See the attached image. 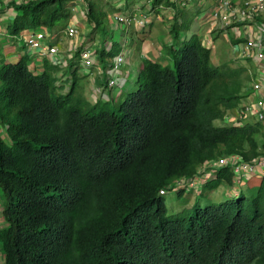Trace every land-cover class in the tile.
<instances>
[{
	"label": "trees",
	"instance_id": "trees-1",
	"mask_svg": "<svg viewBox=\"0 0 264 264\" xmlns=\"http://www.w3.org/2000/svg\"><path fill=\"white\" fill-rule=\"evenodd\" d=\"M72 1L11 0L5 32L14 38L44 26L56 42ZM104 1L83 0L90 30L69 58L68 89L48 58L36 71L26 52L0 56L3 264H264V175L253 193L195 202L187 215L169 212L159 192L205 159L264 156L261 121L214 123L237 104L246 68L213 62L198 31L181 36L190 25L183 6L150 0L153 8H177L166 45L172 64L144 57L115 107L101 97L91 102L74 92L82 48L98 34L103 69L121 49L108 33ZM232 175L221 166L202 190L233 186Z\"/></svg>",
	"mask_w": 264,
	"mask_h": 264
},
{
	"label": "built area",
	"instance_id": "built-area-1",
	"mask_svg": "<svg viewBox=\"0 0 264 264\" xmlns=\"http://www.w3.org/2000/svg\"><path fill=\"white\" fill-rule=\"evenodd\" d=\"M11 0H0V8H3V14L8 15L13 9L10 5ZM21 1V0H16ZM83 0H73L72 9L75 5L80 4ZM180 6H188L196 0H171ZM152 8L148 9V14H135L124 11L113 12L109 17L120 24L121 28H127L130 24L136 23L139 26H145L151 20ZM204 15L211 18L209 28L202 35V42L215 50V40L213 30L218 28L220 32L226 35L227 40L236 37L231 35L229 29H234L238 24L251 25V33L248 40L237 39L235 46L240 45L233 59H245L254 61L257 66L253 68L247 67L250 74V86H245V90L240 96L238 103L227 110L223 119L227 123L242 124L243 118L251 117L257 121H264V0H215L213 5H207L203 10ZM84 13V11H83ZM65 34L73 40L69 52L62 51L56 42L51 40L54 34L46 27L40 26L36 29H24L17 35H14L20 44H27L35 50L41 58H48L53 64L60 68L66 66L67 58H70L75 48L80 45L83 38L76 39L79 36V29L74 20L68 21L64 27ZM5 36H10L4 32ZM100 43V39H96L93 43L84 46L79 56V62L90 67L96 63L95 46ZM78 44V45H77ZM124 52H118L113 58L111 65L105 71L107 73L106 85L115 86L119 80V68L124 60ZM244 65L247 66L245 63ZM96 84H98L96 82ZM248 89V90H246ZM224 165H229L232 170V184L237 190L242 189L252 175H264V156H256L250 160L242 158L240 154L233 153L230 155H220L215 158H208L201 162L195 173L189 176H179L168 186L173 189L184 187H199L207 178V174L213 172ZM160 193L165 192V187L160 188Z\"/></svg>",
	"mask_w": 264,
	"mask_h": 264
},
{
	"label": "rangeland",
	"instance_id": "rangeland-1",
	"mask_svg": "<svg viewBox=\"0 0 264 264\" xmlns=\"http://www.w3.org/2000/svg\"><path fill=\"white\" fill-rule=\"evenodd\" d=\"M108 3H107V2ZM104 8L107 10V12L109 14H113V11H123L126 10L130 7H137V8H146L147 5H149L150 1L147 0H129L126 2L125 0V4H121L119 7H117V5H115L116 0H105L104 1ZM81 6H83V1L80 2ZM166 8H168V6H165L164 8H161L160 11H158L156 18L153 20L152 26L148 23L144 28H139L140 31H134L133 35L130 36L127 33H124L123 30H121V28L118 26H114L111 25L112 22H114V24L116 23L115 21H113L112 19H109L108 17V33H110V37L112 40H117L118 42H120V39L122 40L120 43L121 45L123 44L124 46H126L127 48H133L136 50L139 49V46H141V42H142V34L144 32L149 31L150 27L151 30L148 33H144L143 36L152 39L154 41H165V39L167 38V36L170 35L169 32V28L170 25L173 21V19L168 16L170 14L169 10H167ZM189 8V6H188ZM197 5L193 4L190 5V10L191 13L193 14V16L195 15ZM148 9V8H147ZM202 10V9H201ZM199 10V11H201ZM128 12H130V10H126ZM75 14V16L78 17V27H79V32L84 36V40L87 41V37H88V32L90 30V25L87 23L86 21V17L85 14H79L77 12H73ZM74 16V17H75ZM262 17L264 18V13H262ZM190 25L188 28L184 29L181 31V36H188L190 31H195L198 30L199 28H194L195 25V19H192V16H190ZM77 20V19H76ZM109 20H111V24H109ZM6 31L5 28V22H0V56L3 55L5 56V59H9V60H15L18 57V53H19V49L21 48L20 43L18 40L14 39V41L12 40L13 38L7 37L4 35V32ZM57 31V32H56ZM213 36H214V40H215V47L218 48L219 50L222 51H226L228 49V43L226 42L224 35L222 32L219 31L218 28H215L213 31ZM56 33V37L60 38V37H66V39H69L71 41H74L75 39L73 38L70 39L64 32V28L61 30H55ZM79 34V35H81ZM100 39V36L97 34L95 35V39ZM101 40V39H100ZM82 43V42H81ZM109 42H107L108 44ZM78 45V44H77ZM87 45V44H86ZM12 48V51H15L16 54H14L13 56L7 57L9 55H4V51H6L7 49ZM23 48V47H22ZM122 49V46H121ZM8 51V50H7ZM17 51V52H16ZM212 56V54H211ZM7 57V58H6ZM164 58H160V62L163 64H168L171 65L172 64V59L171 57H167L166 55L163 56ZM218 59H221V56L218 57ZM212 60V59H211ZM79 61V60H78ZM213 61V60H212ZM247 64V66L244 64ZM68 62L66 63L67 66ZM101 62L100 60H98V63H96L93 66L87 67L84 65V63H82L81 61L78 63L77 66V72H76V84H75V93H80L83 94L85 93L87 95L88 98H90L91 100H94V98L97 96V92H96V84L95 82H92V77L89 76L88 69H91V73L92 76L97 75L96 72H99L100 66H101ZM232 64L234 66H240V60L238 61H233ZM243 66L246 68V70H242V79L244 80L243 83V87L241 89V92L243 93L245 90V86L248 84V86H250L251 80H250V75L247 71V67L251 66L252 68L254 66H257V63H255L254 61L252 62L251 60H246L244 62ZM66 74L68 75L69 73V68L66 67ZM88 68V69H87ZM100 74V73H99ZM62 75V74H61ZM69 87V83L67 84L66 89H68ZM131 87H134L133 84H131ZM94 88V89H93ZM108 107L113 108L117 105V100L116 98H113L112 100L108 101ZM247 120H251V121H256L254 119H252L251 117L249 118H243V122H246ZM264 122V121H261ZM214 123L216 124H224L227 123L225 119L223 118H217L214 119ZM210 174H207V177ZM258 180L256 178V176H252L248 182L245 184V186L243 187L244 192H246L247 194H251L255 191L256 186ZM222 188V186H217L214 189H205L204 191L201 188H184L183 191L181 193H177L175 191V189H167L166 192L163 194V201L166 204L168 211L172 212V213H180V214H185L187 215L188 213H190L193 210V204L195 202H198L201 205H204L205 203H217L219 201H221L223 199V195L220 194V189ZM202 190V191H201ZM231 193L227 194L230 195ZM226 196V195H225ZM0 264H3V257H2V252L0 251Z\"/></svg>",
	"mask_w": 264,
	"mask_h": 264
},
{
	"label": "crops",
	"instance_id": "crops-1",
	"mask_svg": "<svg viewBox=\"0 0 264 264\" xmlns=\"http://www.w3.org/2000/svg\"><path fill=\"white\" fill-rule=\"evenodd\" d=\"M127 1H129V0H126V2ZM147 1H150V0H147ZM214 1L215 0H196V1L192 2L191 4H189L188 5L189 8H190V5H193V4L197 5V8H195V9L198 12H196L194 16H193V14H190L191 10L188 8V6H183V11H182L181 15L185 16L186 18H190V16H192V19L193 20L195 19L194 28H199V31L198 30H196V31H198V33L201 34V36L209 28V24H210V21H211V18L209 16L204 15L203 10L205 8H207V5H213ZM121 4L127 5L125 3V0H116L115 5H117V7H119ZM72 5H73V2H71V6ZM149 5L150 6L147 5L146 8H137V7L134 6V7L128 8L126 10H130L131 13H135V14H148V9L152 8L151 9L152 10L151 20H150L151 24H149V26L150 25L152 26L153 20L156 18V15H157L158 11H160V9L164 8L165 6H161L159 8H153L151 6V1L149 2ZM176 6L178 7V9L181 8L180 5L179 6L176 5ZM166 9L167 10L170 9L169 10L170 14L168 16H170L173 19V15L176 12L177 8H175L173 6L172 7L168 6V8H166ZM199 10H201V11H199ZM74 11L83 15V6H81L80 4L75 5V10ZM113 12H117V11H113ZM13 14H14V9H11L10 13L8 15H5V14L2 13V15H0V22H4V20L7 17L12 16ZM110 15L111 14L108 13V17ZM74 16H75V14L73 13V16L71 17V20H74L77 23L78 22V17L77 16L74 17ZM180 18L181 17L179 16V19ZM109 19H111V18L109 17ZM111 22L112 21L109 20V24H111ZM111 25H114V26H118L119 25V27L121 28L120 24L117 23V22L115 24H114V22H112ZM77 26H78V23H77ZM145 26H140L139 27L138 24L132 23L127 28H124V29L121 28V30H123L124 33H127L130 36H132L134 31H140L139 28H144ZM78 29H79V27H78ZM150 30H151V27H150L149 31L144 32V33H148V32H150ZM251 30H252L251 29V25H247L245 23L244 24L243 23L242 24H238L232 30L229 29V31L231 32V35L236 36V37H233V39H241V41L249 39V36H250L249 33H251ZM191 32L192 31H190L189 34ZM79 34H81V33L79 32ZM143 34H142V37H141V39H142L141 46H139V49L137 50V52L133 48H127L123 44L121 45L122 49H120V51H123L125 56H124V60H123L122 64L120 65V68H119L120 80L115 86L109 87V86L106 85V82H105L106 78H107V73L105 71L106 68L103 69V67L100 66L99 72L97 71L96 72L97 75H95V76H92L91 69L89 70L87 68L88 72H90L89 76L92 77V82L93 83L95 82V84L97 82L98 84H96L97 85L96 86L97 96L94 98V100H91L90 98L87 97V95L85 93H83L85 98H87L91 102H94L99 97H101L102 99H105V100H112L113 98H116V100L118 101L124 96V94H125V92L127 90L132 88L131 84L134 85V79L136 77V74H137L139 68L142 65L144 57H148L150 59L159 60V61H160V58H164L163 57L164 55H166L167 57H170V55H169V53L167 51V46H166L169 43H171V41H172L170 35L167 36V38L163 42V41H154L152 39H149V38L143 36ZM223 35H224V38H225L226 42L228 43V49L226 51H222V50H219L218 48L215 47V50L211 51V54H212L211 59L215 63L223 62V61H226V60H228V61L230 60L231 62L235 61L233 59V56H234V54L237 52V50L240 47V45L235 46L236 43L233 41V39L227 40L226 35L224 33H223ZM7 37H10V36H7ZM54 37H55V35H54ZM10 38H12V37H10ZM81 38H83L82 42H85L84 36L82 34L79 35L76 38V39H78L76 42L79 43V39H81ZM14 39H17V38L14 37L12 40L14 41ZM56 39H57L56 43L59 45L60 50L69 52L70 47H71L70 44L73 41H71L69 39H66V37H63V36L60 37V38L57 37ZM95 40L96 39L94 38L92 41L88 42L87 45L93 43V41H95ZM99 44L97 46H95V48L98 47ZM20 46H21V48L19 49L20 50L19 53H18L19 55L24 53V52H26V53H28L30 55L29 67L34 69V70H36V71L42 70L43 66H44V62L43 61H44V59L46 57L41 58L39 55H37L35 50L33 48H31L30 46H28L27 44L20 45ZM7 50L4 51V55H9L7 57H10V56H13L14 54H16L15 51H12V48H9ZM219 56H221V59H218ZM5 60H9V59H5ZM67 60L69 61V58H67ZM238 60H240V64H241L240 66H243V64L245 62V59H238ZM238 60H236V61H238ZM78 63H79V61H78ZM96 63H98V59L96 60ZM66 69L67 68H65V66H64V67L61 68V70H59L56 73V75L58 77L57 78V83L58 84H61V83L63 84V86H64L63 90H65V88H66L68 83L70 84L72 82V75L73 74L71 72H69L68 75H67L66 74ZM246 86H248V84ZM246 90H248V89H246ZM241 95H242V93H241ZM247 121H251V120H247ZM262 124L264 125V122H262ZM0 133L2 135L5 134V127L3 125H1V124H0ZM254 176H256L257 180L259 181L261 175H254ZM256 184H258V182ZM220 185L222 186V188L220 189L219 193L222 194L223 196H225L226 194H229V193H231V194L235 193L237 191V189L235 187H233L231 184L228 185V184H225V183H221ZM200 188L202 189V186H200ZM242 190H244V189L242 188ZM1 209H2V203H1V198H0V226L6 224V222H5V220H4L3 216H2V213H1Z\"/></svg>",
	"mask_w": 264,
	"mask_h": 264
},
{
	"label": "clouds",
	"instance_id": "clouds-1",
	"mask_svg": "<svg viewBox=\"0 0 264 264\" xmlns=\"http://www.w3.org/2000/svg\"><path fill=\"white\" fill-rule=\"evenodd\" d=\"M197 167H198V166H197ZM196 169H197V168H196ZM191 175H192V174H191ZM182 176H189V175H182ZM209 176H210V175H209ZM209 176H208V177H209ZM178 177H179V176H178ZM178 177H176V178H178ZM208 177H207V178H208ZM176 178H174L171 182H173ZM207 178H206V179H207ZM206 179H205V180H206ZM205 180H204V181H205ZM204 181L200 184V186L203 185ZM171 182H170V183H171ZM170 183H169V184H170ZM169 184H168V185H169ZM168 185L164 186V187H165V192H166L167 189H173L172 187H170V186H168ZM200 186H199V187H196V188H200ZM161 188H162V187H161ZM179 188H183V189H184V188H194V187H184V186H181V187H179ZM179 188H176L175 191L177 192V190H178ZM159 190H160V189H159ZM165 192H163V194H164Z\"/></svg>",
	"mask_w": 264,
	"mask_h": 264
}]
</instances>
